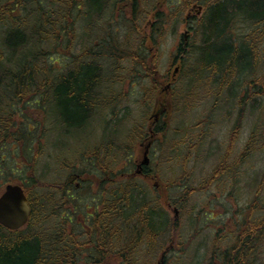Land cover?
I'll return each instance as SVG.
<instances>
[{"label": "trees", "instance_id": "trees-1", "mask_svg": "<svg viewBox=\"0 0 264 264\" xmlns=\"http://www.w3.org/2000/svg\"><path fill=\"white\" fill-rule=\"evenodd\" d=\"M146 1L0 0V195L7 184H21L33 207L32 218L23 229L10 231L0 225V264H264V205L260 193L242 213L215 225L213 255L202 262L189 260L184 253L197 236L190 235L183 241L184 231L172 221L160 198L142 182L122 177V170H116L115 165L122 162L119 141L109 151L114 161L110 196H74L69 177L56 178L61 169L52 180L40 176L41 160L49 156L42 142L46 134L32 122L52 120L51 130L65 137L83 131L92 122L94 106L97 112L104 82L108 83L107 96L112 105L121 100L120 96H111L118 90L117 82H144L143 104L150 107L155 91L166 79L177 85L178 77L165 76L159 66L161 46L169 34H177L180 24L186 23L195 35L192 43L184 45L183 34L177 45L173 65L180 66V73L184 68L180 56L189 47L197 49L200 64L211 73L213 82L219 81L221 72L223 80L236 70L250 74L264 61V0H166V4L158 0L151 11ZM194 5L203 6L201 16L195 11L193 17H185ZM122 20L128 29L125 36L118 33L121 25H114ZM198 36L202 45L194 42ZM255 81L264 84V75ZM251 90L244 102L262 94ZM196 118V122L201 119ZM189 127L182 142L176 144L183 147L178 148L177 156L191 157L204 139L205 130L196 132L198 123ZM167 130L168 123H164L160 135ZM129 134L134 136L135 132ZM254 139L252 133L245 152L254 149ZM83 153L72 166L65 161L58 164L90 177L96 175L95 171L101 174L95 165L96 152ZM246 157L243 155L238 165ZM46 161L50 168V159ZM227 161L225 158L209 181L200 186H193L185 171L170 184L160 182L156 191L159 196H167L168 188L179 191L168 201L184 209L193 195L236 173V165L233 171ZM186 166L185 159L184 170ZM65 208L76 210L69 213L66 222L61 220ZM93 208L98 209L94 221L87 222L93 232L81 238L84 222L77 211L88 215L86 211ZM174 240L178 243L172 258L166 256L159 263L157 257H149L151 248L159 244L160 253ZM78 253L86 256L81 259Z\"/></svg>", "mask_w": 264, "mask_h": 264}, {"label": "rangeland", "instance_id": "rangeland-1", "mask_svg": "<svg viewBox=\"0 0 264 264\" xmlns=\"http://www.w3.org/2000/svg\"><path fill=\"white\" fill-rule=\"evenodd\" d=\"M147 2L150 5L149 11L158 4V0H147ZM187 15L188 12L185 13V17ZM200 16L198 15V17ZM122 22L124 20L114 25L119 23L121 31L118 33L125 36L128 29ZM187 27L188 25L185 23L180 24L177 34H169L161 46L159 68L165 76L172 75L175 68L173 65L174 57L178 53L177 45L180 44ZM189 34L188 43H192V38L195 35L191 32ZM194 42L197 45H202V37H196ZM199 57L197 49L189 47L180 56L184 62L183 70L181 73L180 71L174 73V77L178 78L175 93L172 95L169 114L166 116L168 130L162 134L158 144L160 146L159 160L161 166L158 171L157 185L155 182H148L140 177L136 179L145 184L144 186L157 198H160V203L172 221L178 225L179 230L184 231L183 241L188 240L190 235L197 236L191 246L184 250V253L187 252L186 258L189 260H202L203 262L208 260L213 253L212 248L215 245L214 240L217 233L215 225L218 227L222 221L230 220L238 212L242 213L243 208L253 202L257 193L263 197L261 206L264 205V148H262L264 144V84H261L262 82L255 83L257 78L264 75V61L261 60L259 67L250 74L236 70L237 72L235 71L233 75L228 76V79L223 80V73L221 72L218 74L219 81L222 80L220 81L222 82L221 86L219 81H212L211 73L200 64ZM123 63L125 64L126 61ZM169 69H171V73L167 74ZM122 75L126 76L127 74ZM225 81L228 83L223 84ZM134 83L135 87H133ZM255 84H257L256 87L253 86ZM145 85L144 82L131 81L130 84L119 85V89L115 90V93L112 91L111 96H120L121 100L112 105L107 96L106 104L99 102L97 112L93 115L94 117L92 116L93 121L91 120L92 122L83 131H76L69 137L51 130L53 127L52 120L48 119V122L44 124L42 121L39 123L32 122V126L36 125L40 133L46 134V138H43L42 142L44 152H48L49 156L41 160L43 166L39 172L40 176L43 175L44 179L49 181L61 169V175L56 178L59 180L68 178L69 174L73 172L69 168L66 169L64 164L58 163L65 161L66 164L72 166L83 152L86 154L87 151L90 152L93 145L95 146V143H101L104 125L101 119L105 117L108 120L113 119L112 122L108 121V124L114 125V139L123 146L120 156L124 159L128 155L133 157L138 155L141 149L140 141L137 142V138L134 137L136 134L133 136L129 133L138 120H143L146 114L148 117L152 111V104L150 110L146 111L139 100ZM251 88H254V91L260 90L262 94L257 95L258 98L251 96L252 100L248 98L244 102L245 94L249 91L250 93L253 92ZM229 89L233 93H230ZM109 92L110 90L106 93ZM238 104H242L241 107ZM121 108H123V112ZM114 112L118 114H114ZM125 115L127 117L124 118ZM196 117L202 120L196 132L201 131V129L205 130L204 139L191 157L177 156L178 148L182 149L183 147L176 146V144L182 142L185 133L189 131V126L197 123ZM239 125L240 128H238ZM252 133H255L253 140L255 147L251 151L245 152V146L250 143ZM237 137L238 140L236 141ZM233 143L234 145H232ZM243 155L249 157L244 159L243 164L238 165ZM225 158H228L229 162H227L233 165V171L236 170V168L234 169L236 165V173H229L225 181L214 184L208 191L193 195L184 209L168 201L171 197H177L179 191L168 188L167 196H159L160 194L156 191L158 188L160 190V182L165 185L170 184L172 181L180 179L185 171L191 178V184L200 186L209 181V176ZM46 159H50V168L45 165L47 164ZM185 159L187 162L186 170L183 169ZM115 166H117L116 170L121 169L120 164ZM222 190L224 191L222 192ZM225 246L227 245L224 244L223 247ZM159 258L160 255L158 254L157 260Z\"/></svg>", "mask_w": 264, "mask_h": 264}, {"label": "flooded vegetation", "instance_id": "flooded-vegetation-1", "mask_svg": "<svg viewBox=\"0 0 264 264\" xmlns=\"http://www.w3.org/2000/svg\"><path fill=\"white\" fill-rule=\"evenodd\" d=\"M165 4L167 3L166 0H164ZM199 6L194 5V7H191V9L188 11L187 17H193L194 12L196 11V14H198ZM188 23V22H187ZM186 24V23H185ZM187 25V24H186ZM187 30L190 33V30L187 27ZM167 80V79H166ZM167 82V81H166ZM125 83L130 84L129 82H117L116 86L119 89V85H124ZM102 87L100 89V102L103 104H106L107 95L110 94V92L107 94L108 91L106 89L107 82L101 83ZM112 84V83H111ZM135 83L133 84V87ZM165 85V86H164ZM164 85L158 87V89L154 93V97L150 101L152 103V111L149 113L148 117L143 118V120H138L135 124V126L132 127L131 133L135 132V137L137 138V142H139V145L141 147L140 153L138 155H135L133 157L132 155H128L126 158L123 159L121 157L122 162L120 163V167L122 170L121 176L122 177H129V178H142L145 179L148 182H155V185H157V176L159 168H160V160H159V142H160V130L164 123H166V116L169 114L170 105L172 102V95L175 93V87L171 80H169ZM143 89V88H142ZM163 92V93H162ZM143 93V91H142ZM124 100V99H123ZM141 101V105L144 110L149 111L150 107H147L143 104L144 97L139 99ZM112 103V102H110ZM170 103V104H169ZM96 106L92 108V114L96 111ZM121 111L123 112V108H121ZM114 114H118L114 112ZM127 114V113H126ZM92 116V115H91ZM127 117L126 115L124 118ZM93 121V120H92ZM104 122L103 125V134H102V142L101 143H95V146L91 148L90 152L95 151L98 156L95 158V165L97 168H100L99 171H101V174H98L96 171L95 176H87L85 174H82L79 171H73L70 176V183L71 187L74 190V196H110L111 190H112V169L114 166V161L111 158V154L109 155L110 147L115 144H118V140H114V125H109V122H112L111 120L107 119V117L103 118L102 120ZM102 129V128H101ZM100 129V130H101ZM102 133V132H101ZM115 141V143H114ZM117 141V142H116ZM123 151V150H122ZM88 152V151H87ZM101 153V154H98ZM103 153H105L103 155ZM109 155V156H108ZM100 156H103V158H100ZM89 159H93L92 155H89ZM91 164L93 161H90ZM80 166V165H78ZM98 171V172H99ZM120 171V170H119ZM89 177V178H88ZM159 187V186H158ZM90 191L86 192V191ZM85 191V192H84ZM98 211V209H89L86 212L89 213L88 215L85 214L83 211H77V214L79 215L80 219H83L84 227H83V234L81 235V238L87 237L90 232H93L90 225L88 223H92L94 221V212ZM72 212L73 214L76 213V210L74 209H62V217L61 220L65 222L69 217V213ZM101 212V210H100ZM86 222V223H85ZM88 222V223H87ZM90 228V229H89ZM159 245V244H158ZM157 245V247H158ZM172 248V251L169 250L170 247L166 246V249L161 251L157 250V247L155 249L151 248V251L149 252V257L156 258L158 253L160 255V258L158 262L162 261V259L166 256H171L172 253H174V249L176 248V243H172L169 245ZM176 252V250H175ZM79 254V258H83L86 255L84 253Z\"/></svg>", "mask_w": 264, "mask_h": 264}, {"label": "water", "instance_id": "water-1", "mask_svg": "<svg viewBox=\"0 0 264 264\" xmlns=\"http://www.w3.org/2000/svg\"><path fill=\"white\" fill-rule=\"evenodd\" d=\"M32 214L33 208L24 188L19 184H8L0 196V225L12 231L20 230Z\"/></svg>", "mask_w": 264, "mask_h": 264}, {"label": "bare ground", "instance_id": "bare-ground-1", "mask_svg": "<svg viewBox=\"0 0 264 264\" xmlns=\"http://www.w3.org/2000/svg\"><path fill=\"white\" fill-rule=\"evenodd\" d=\"M189 36H190V34H188V35H184V41H185V44L184 45H186V44H188V42H189ZM159 70H160V68H159Z\"/></svg>", "mask_w": 264, "mask_h": 264}]
</instances>
